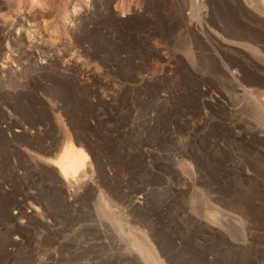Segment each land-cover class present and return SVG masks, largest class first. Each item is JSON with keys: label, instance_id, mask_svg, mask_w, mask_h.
I'll return each mask as SVG.
<instances>
[{"label": "rangeland", "instance_id": "rangeland-1", "mask_svg": "<svg viewBox=\"0 0 264 264\" xmlns=\"http://www.w3.org/2000/svg\"><path fill=\"white\" fill-rule=\"evenodd\" d=\"M262 5L0 0V264H264Z\"/></svg>", "mask_w": 264, "mask_h": 264}, {"label": "bare ground", "instance_id": "bare-ground-1", "mask_svg": "<svg viewBox=\"0 0 264 264\" xmlns=\"http://www.w3.org/2000/svg\"><path fill=\"white\" fill-rule=\"evenodd\" d=\"M262 6H264V5H262ZM262 9H264V7H262ZM35 11H37V10H35ZM46 11H48V10H46ZM29 13L26 15L24 14L25 15L24 17H28L27 15H29V20H32V21H33V19H36L40 16H44L43 11L41 12V10L40 11L38 10L37 12H34L32 14L31 13L29 14ZM67 14L68 15L65 18L66 20L73 16V13H71V11H68ZM23 19H25V18H23ZM29 20H27V21H29ZM0 31H2V28L0 29ZM21 54H22V56L27 54L26 49L23 48ZM262 95H264V94H262ZM261 97L259 96L258 98L261 99ZM57 147H58L57 148L58 150L55 153L53 152L54 157L51 159H48L47 161H48V163H51L54 167H56L59 174L62 177H64V179H66L67 181H70V182H72L74 180V182L77 183L78 180H80V178L82 176H84L88 171L90 173V169L92 167V161H91V157H90L89 152L83 147V145H80V144L74 142V140H72L69 137V138H66V140H64ZM64 179H62V180L64 181ZM75 180H77V181H75ZM69 185H70V183H69ZM118 227H120V226H118ZM131 239H132V237H131ZM141 250L143 251L145 257L148 260H150L156 264H159V261L156 260L154 255H153V248L147 247V248L141 249Z\"/></svg>", "mask_w": 264, "mask_h": 264}]
</instances>
